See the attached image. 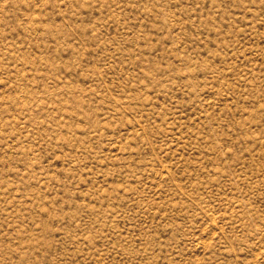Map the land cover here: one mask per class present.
I'll return each mask as SVG.
<instances>
[{"label":"rangeland","instance_id":"rangeland-1","mask_svg":"<svg viewBox=\"0 0 264 264\" xmlns=\"http://www.w3.org/2000/svg\"><path fill=\"white\" fill-rule=\"evenodd\" d=\"M0 264H264V0H0Z\"/></svg>","mask_w":264,"mask_h":264}]
</instances>
